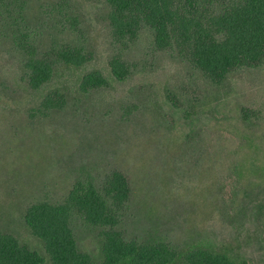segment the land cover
I'll return each instance as SVG.
<instances>
[{
	"label": "rangeland",
	"instance_id": "rangeland-1",
	"mask_svg": "<svg viewBox=\"0 0 264 264\" xmlns=\"http://www.w3.org/2000/svg\"><path fill=\"white\" fill-rule=\"evenodd\" d=\"M57 1L31 0V25L43 31V43L48 35L78 41L69 26L59 33L57 20L39 19L38 5ZM69 1L93 53L81 68L58 65L51 82L34 90L20 56L0 38V232L44 254L24 223L26 209L63 200L81 179L120 171L132 189L120 224L127 239L240 238L255 264H264V69L241 71L212 88L154 49L147 33L125 58L138 73L116 81L104 6ZM94 70L108 85L81 91L83 76ZM167 94L180 109L168 106ZM47 98L59 101L57 107L46 106ZM238 107L251 123L238 121ZM199 110L207 113L201 120ZM183 111L192 115L184 119ZM77 236L82 248L95 246V233L78 228Z\"/></svg>",
	"mask_w": 264,
	"mask_h": 264
},
{
	"label": "trees",
	"instance_id": "trees-1",
	"mask_svg": "<svg viewBox=\"0 0 264 264\" xmlns=\"http://www.w3.org/2000/svg\"><path fill=\"white\" fill-rule=\"evenodd\" d=\"M100 3L114 50L109 71L116 81L138 73L136 65L129 66L125 58L147 33L154 49L183 64L192 80H202L212 88L226 85L241 71L264 69V0ZM30 4L31 0H0V38L20 56L28 86L39 90L51 82L58 65L79 69L90 63L93 53L82 40L81 15L71 1L37 7L39 19L48 20V24L57 20L59 33L69 26V32L78 36V41L71 43L51 35L47 44L43 43V31L30 22ZM107 85L104 74L94 70L83 76L80 90ZM165 100L168 106L180 109L170 95ZM58 104L47 98L46 106L56 108ZM204 111L194 112L198 120L207 115ZM190 115L182 112L184 119ZM237 118L243 126L251 123L245 108H237ZM131 196L127 177L113 171L103 180L89 177L77 181L61 201L44 199L31 204L24 223L40 240L44 254L12 234L0 232V264H255L240 238L217 241L200 237L184 244L154 236L144 241L127 239L120 224L130 209ZM78 228L95 233L92 249L79 245Z\"/></svg>",
	"mask_w": 264,
	"mask_h": 264
}]
</instances>
